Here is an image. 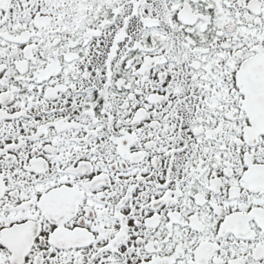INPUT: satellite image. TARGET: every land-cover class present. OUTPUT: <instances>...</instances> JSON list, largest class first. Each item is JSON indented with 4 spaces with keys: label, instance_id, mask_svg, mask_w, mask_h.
<instances>
[{
    "label": "snow or ice",
    "instance_id": "obj_1",
    "mask_svg": "<svg viewBox=\"0 0 264 264\" xmlns=\"http://www.w3.org/2000/svg\"><path fill=\"white\" fill-rule=\"evenodd\" d=\"M0 264H264V0H0Z\"/></svg>",
    "mask_w": 264,
    "mask_h": 264
}]
</instances>
